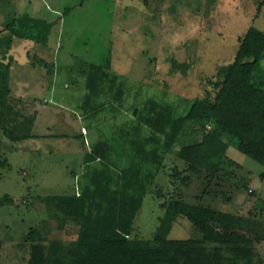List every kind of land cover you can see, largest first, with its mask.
I'll return each mask as SVG.
<instances>
[{
	"label": "rangeland",
	"instance_id": "374dc122",
	"mask_svg": "<svg viewBox=\"0 0 264 264\" xmlns=\"http://www.w3.org/2000/svg\"><path fill=\"white\" fill-rule=\"evenodd\" d=\"M257 3L258 0H0V61L10 64L8 102L24 115L34 116L32 134L37 137L11 143L0 131V161L8 164L0 170V199H10L0 207V264H27L30 244L25 236L34 229L45 234L48 255L52 243L67 245L75 241L77 226L69 223L58 230L57 221L48 216L39 198L74 193L84 170L82 153L96 140L111 137L122 120L131 119L130 110L116 120L115 115L107 116L108 110L85 117L80 106L86 94L89 65L108 62L110 78L116 73L123 81L122 110L132 104L141 107L151 96L158 100L164 96L163 101L177 103L179 112H183L185 102L180 99L191 102L207 92L214 95L211 82L218 67L233 61L238 38L248 28L264 32V9H259ZM23 14L55 22L44 43L18 38L8 28L13 19ZM39 61L53 65L51 75ZM260 66L264 70V55ZM110 101L104 94L94 98L92 106ZM112 106L115 110L114 101ZM210 129L206 125L203 131L196 128L195 134L186 132L191 134V141H199ZM83 133H88L84 143L74 138ZM243 133L241 129L238 134ZM62 135L67 137L63 139ZM177 149L167 156L165 174L160 175H167L160 180L162 183L167 179L168 188L162 191L168 199L177 198L178 191H182L185 202L197 204L206 189L201 203L206 215L213 210L227 212L223 202L229 197L230 212L241 207L244 209L240 213L246 216L254 209L264 218L263 166L232 144L225 157L239 168L230 165L224 174L197 175L176 158ZM175 173H179L177 179ZM182 177L189 182L184 185ZM154 192L150 188L144 197L132 237L150 240L158 226L164 199L157 198ZM199 235L201 232L191 220L180 214L168 239ZM255 250L261 257L258 264H264V242L258 243Z\"/></svg>",
	"mask_w": 264,
	"mask_h": 264
},
{
	"label": "trees",
	"instance_id": "16d2710c",
	"mask_svg": "<svg viewBox=\"0 0 264 264\" xmlns=\"http://www.w3.org/2000/svg\"><path fill=\"white\" fill-rule=\"evenodd\" d=\"M257 5L264 9V0H258ZM67 12L65 9L64 13ZM54 23L23 14L13 19L8 28L18 38L44 43ZM238 43L233 61L219 66L215 73L211 82L214 95L207 92L191 102L180 99L185 102L183 112H179L177 103L163 101L164 96L161 100L151 96L141 107L132 104L122 110L123 81L116 73L110 78L108 62L101 66L89 65L85 77L86 94L80 106L85 117L108 110L107 116L115 115L116 120L130 110L131 119L122 120V125L117 126L111 137L96 140L84 151L83 180L78 182L73 194L39 198L48 216L57 221L58 230L71 223L78 231L71 244L52 243L49 255L44 245L45 234L38 229L30 231L25 236L30 244L27 264H209L211 256L206 242L217 234L216 227L221 229L229 249L225 264H258L260 258L254 246L264 242V218H260L259 212L253 209L245 216L240 213L244 209L241 208L240 212L213 211L206 215L203 208L186 204L181 191L176 194L177 198L165 199L156 182L159 172L165 168L167 156L176 147V158L197 175L224 174L230 165L239 168L225 157L232 144L241 154L264 167V70L260 66L264 32L250 27L238 38ZM39 64L52 74L53 65L44 61ZM9 69V63L0 61V131L11 143L37 139L32 134L34 116L24 115L8 102ZM104 94H108L111 101L92 106V100ZM206 125L211 126L210 131L202 134L199 141H191V134L199 128L203 131ZM187 126L190 129H186ZM241 129L244 133L239 135ZM86 134L74 138L84 143ZM66 137L62 135L63 139ZM7 165L6 160L0 161V170ZM173 176L177 179L179 173ZM180 180L184 185L189 182L187 177ZM150 188L157 189V197L164 198L163 216L150 240L130 238ZM8 202V197L1 198L0 207ZM225 202L230 203L231 199L227 197ZM180 214L186 215L199 229L203 245H195L190 240L168 239ZM213 218L214 221H210Z\"/></svg>",
	"mask_w": 264,
	"mask_h": 264
},
{
	"label": "crops",
	"instance_id": "0c3cea01",
	"mask_svg": "<svg viewBox=\"0 0 264 264\" xmlns=\"http://www.w3.org/2000/svg\"><path fill=\"white\" fill-rule=\"evenodd\" d=\"M84 131H85V129H83ZM90 145V144H89ZM86 151H88V149L86 150ZM85 151V152H86ZM82 156H83V153H82ZM162 173H164V169H162L160 172H159V174H158V176H157V178H156V182L158 183V185H160V187H161V189L162 188H165V190H166V188H168L167 186H166V183H167V179H166V182H164V180L162 181V183H161V180H160V178H163V177H160V175L162 174ZM165 174V173H164ZM82 178V177H81ZM165 178H166V176H165ZM165 178H163V179H165ZM83 180V178L81 179V181ZM163 185V186H162ZM76 190H77V188H76ZM155 192H154V194L156 193V190L157 189H153ZM162 193H163V195H164V197L167 195V193L165 192H163L162 191ZM65 193H63V194H60V195H64ZM71 194H73V193H71ZM147 195V194H146ZM181 195L183 196V193H182V191H181ZM204 195L205 194H203V192H202V194L198 197L200 200V203H197V204H188L187 202H185L186 204H188V205H190V206H197V207H201V208H204L203 206H202V200H203V198H204ZM155 196L157 197V195L155 194ZM184 197V196H183ZM182 197V199L184 200L186 197H184L183 198ZM157 198H160L161 200L162 199H164V198H162V196L161 197H157ZM166 198H167V196H166ZM165 198V199H166ZM185 201V200H184ZM164 202V201H163ZM163 202H161L160 203V207H161V205L163 204ZM223 204L224 205H227V209H228V211L227 212H223V211H217V212H221V213H235V212H230V209H229V204L230 203H228V202H223ZM221 207H223V206H221ZM162 209V208H161ZM240 209H241V207H240ZM163 210V209H162ZM213 211H216V210H213ZM236 212H240V210L238 209ZM163 213H164V210H163ZM163 216V215H162ZM161 218V217H160ZM159 220V219H158ZM215 233H217L215 236H214V238L212 239V240H209V241H207L206 243H208V247L209 248H207L208 250H209V252H210V256H211V260H210V263L209 264H220V263H218V262H220V261H222V264H225V262H226V256H228V247H226V243H225V241H224V238H223V236L221 235V229H219V228H215V231H214ZM130 238H133L131 235H130ZM170 240H176V239H170ZM193 241L194 242V244L196 245V244H199L200 246H201V244H202V242H203V239H202V236L201 235H199L198 237H194V238H188V239H184V240H180V241H186V242H188V241ZM195 240V241H194ZM204 244V243H203ZM202 244V245H203ZM195 245H194V247H195ZM256 245H258V244H255V246H254V250L256 249ZM255 254H256V250H255ZM225 257V258H224ZM261 258V257H260ZM219 259H222V260H219ZM223 260H224V263H223ZM228 261V260H227Z\"/></svg>",
	"mask_w": 264,
	"mask_h": 264
}]
</instances>
